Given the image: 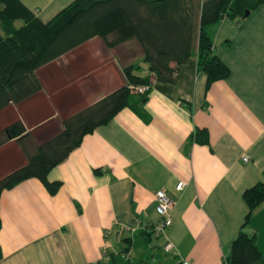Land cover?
Instances as JSON below:
<instances>
[{
    "label": "crops",
    "instance_id": "1",
    "mask_svg": "<svg viewBox=\"0 0 264 264\" xmlns=\"http://www.w3.org/2000/svg\"><path fill=\"white\" fill-rule=\"evenodd\" d=\"M22 1L47 21L71 0ZM208 31L228 76L206 88L191 54L174 82L153 81L140 111L121 108L49 169L54 194L37 177L1 190L0 264H226L248 211L242 192L264 183V2ZM136 59L135 38L110 47L95 35L38 67L42 88L0 110V130L20 118L30 132L0 144V177L26 162L35 130L59 132L63 118L124 84L122 66ZM198 127L208 143L190 139ZM157 189L174 200L170 250L155 232ZM245 229L264 256V200Z\"/></svg>",
    "mask_w": 264,
    "mask_h": 264
},
{
    "label": "trees",
    "instance_id": "2",
    "mask_svg": "<svg viewBox=\"0 0 264 264\" xmlns=\"http://www.w3.org/2000/svg\"><path fill=\"white\" fill-rule=\"evenodd\" d=\"M264 0H71L47 21L22 0H0V110L18 103L42 88L36 70L92 36H100L113 47L135 38L148 72L137 63L122 66L125 83L96 102L61 121V130L25 149L27 160L0 177V192L28 177H37L54 194L59 180H49V169L76 147L82 136L108 122L121 108L140 111L147 92L132 88L152 86L154 80L174 82L179 65L196 54L197 67L206 74V88L228 76L230 69L215 51L208 27L223 16L236 22ZM21 20L18 24L17 21ZM30 132L22 119L15 118L0 130V144L20 140ZM193 141L208 143V134L196 128ZM96 168V172H100ZM242 197L248 206L244 222L230 242L226 264L264 263L256 235L245 229L252 210L264 200V183L246 187ZM1 225V221H0Z\"/></svg>",
    "mask_w": 264,
    "mask_h": 264
},
{
    "label": "built area",
    "instance_id": "3",
    "mask_svg": "<svg viewBox=\"0 0 264 264\" xmlns=\"http://www.w3.org/2000/svg\"><path fill=\"white\" fill-rule=\"evenodd\" d=\"M132 88L136 91H139L141 93L147 92L150 90L151 86L149 84H139L132 86ZM244 160H247V156H243ZM183 185V181H178L176 184V188L180 189ZM155 209L160 215V221L155 225V232L158 236L163 237V243L162 245L166 250H170L172 247V243L168 240V237L164 233V228L169 226L171 224V208L174 203L173 197L167 193L164 189H157L155 192ZM139 224V223H138ZM105 252L102 254V258L105 257ZM97 264H101L98 262ZM180 264H194L187 259H182L180 261Z\"/></svg>",
    "mask_w": 264,
    "mask_h": 264
},
{
    "label": "rangeland",
    "instance_id": "4",
    "mask_svg": "<svg viewBox=\"0 0 264 264\" xmlns=\"http://www.w3.org/2000/svg\"><path fill=\"white\" fill-rule=\"evenodd\" d=\"M17 23L18 24H20L21 23V20H18L17 21ZM135 63H137V64H139L140 65V67H142V65H143V60L142 59H136L135 60ZM34 106V105H33ZM3 118H0V122H2L1 120H2ZM15 119V118H14ZM55 133H57V132H55L54 130H52V131H39V132H37L36 130L33 132V135L31 134L30 135V137L26 140V142H28L27 143V145H29L30 144V142H32V140L33 141H35V139H37L39 142H41L44 138H46V137H49V136H51V135H54ZM38 142H36V144H37ZM35 148V147H34Z\"/></svg>",
    "mask_w": 264,
    "mask_h": 264
},
{
    "label": "water",
    "instance_id": "5",
    "mask_svg": "<svg viewBox=\"0 0 264 264\" xmlns=\"http://www.w3.org/2000/svg\"><path fill=\"white\" fill-rule=\"evenodd\" d=\"M248 12H249V9H246V10H245V14H248Z\"/></svg>",
    "mask_w": 264,
    "mask_h": 264
}]
</instances>
